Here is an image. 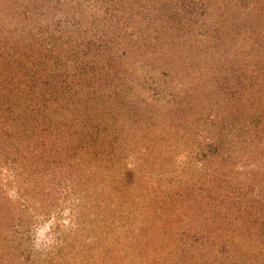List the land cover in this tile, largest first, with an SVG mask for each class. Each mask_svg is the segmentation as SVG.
<instances>
[{"label":"rangeland","instance_id":"1","mask_svg":"<svg viewBox=\"0 0 264 264\" xmlns=\"http://www.w3.org/2000/svg\"><path fill=\"white\" fill-rule=\"evenodd\" d=\"M255 2L262 14L261 24L256 25V37L261 40L256 49L264 56V0ZM216 4L217 0H0V208L5 206L9 212L3 217L0 212V264H74L75 259V264H101L95 251L107 256L109 264L227 261V238L216 246L210 243L212 251L205 256L207 246L203 243L208 237L202 234L209 236L216 229L219 232L221 225L235 224L241 216L239 209L242 218L249 220L250 209L245 205L257 209L255 200L264 208L262 148L249 150L237 126L234 132L226 127L228 119L235 118H240L236 124L246 125L254 106L264 115V61L254 60L249 51L236 45V35L227 33L224 24L215 31L217 35L203 39L205 29L198 31L193 23L208 21L216 26L212 18L223 11L217 10ZM163 5L169 10V19H181L179 25L169 23L160 28L162 22L159 25L156 20L164 16L160 11ZM203 6L202 16L197 18V10ZM42 22L50 29L40 30ZM152 31L156 32L150 34ZM139 40L146 45L151 41L153 47L157 42V50L163 41L162 46L169 51H159L164 59H151V68H156V73L151 71L153 82L159 84L152 86L157 91L155 97L147 94L150 97L145 106L135 107L136 113L141 112L139 119H134L136 126L110 123V135L122 134V142L115 146L125 156L118 165H126L119 168H126L135 177L119 193L122 199L118 193L115 196L125 214L114 220L100 239V231L105 230H98L99 211L92 205L95 198L90 197L87 204L86 187L72 173L70 159L52 161V152L51 161L29 156L34 151L40 156L38 149L45 135L41 134L43 128L33 125L39 111L34 115L28 107V85L33 82L31 71H44V59L52 47L59 55L67 47L74 49L83 43L90 51L86 58L120 69L142 50ZM63 42L67 47H62ZM72 58L70 52L64 60ZM164 67L169 72L177 68V82L166 85L161 78ZM172 88L182 107L185 96L190 99L186 104H191L194 114L187 108L179 110V105L176 110L174 105L166 107ZM252 102L256 105L251 106ZM131 139L140 145V152L126 145ZM219 140L221 149L215 145ZM244 149L249 152L245 150L243 155ZM142 150L150 154L140 160L142 167L135 166ZM217 154L228 160L223 177L220 165L211 160ZM252 166L256 168L253 172ZM219 176L222 180L215 181ZM108 187L116 190L117 186L109 183ZM90 219L95 220L92 225ZM231 227L243 236L244 225ZM146 234L147 239L141 241ZM161 246L164 252H160ZM57 247H67L74 258L57 260ZM214 250L221 253V262L214 258ZM83 253L89 255V261ZM102 260L106 262V257Z\"/></svg>","mask_w":264,"mask_h":264},{"label":"trees","instance_id":"2","mask_svg":"<svg viewBox=\"0 0 264 264\" xmlns=\"http://www.w3.org/2000/svg\"><path fill=\"white\" fill-rule=\"evenodd\" d=\"M211 2H213V0H211ZM217 3L218 4H216L215 8L217 10L223 8V11L220 16H213L212 18V22H214L213 24L216 26H211L208 21L199 24L198 20H195L193 23L196 30L198 29L199 31L200 29H205L203 32H206V34H201V36L203 35V39H208L210 36H214L217 33L215 31L220 29L222 24H224L227 33L234 32V35H236L234 40L236 45L239 44L243 50L245 49L249 51V56L251 55L254 60L260 59L264 61V56H260V53H258L256 49L261 43V40H258L256 37V25L261 24L262 18L261 9H259L260 6L257 2H255V0H217ZM165 8L164 5L161 6L160 11L164 16H162V19L157 18L156 20L159 21V25H161L162 22L160 28L165 29L169 23H172L175 27L179 25L181 19H169L167 17L169 15V10ZM203 9L204 6L197 10V18H201L202 14L200 13H202ZM227 14H229L227 18L223 16ZM163 22L165 24H163ZM227 24L232 26V28H228ZM233 25L235 26L233 27ZM15 27L17 28L18 26ZM24 27L25 26H23V30ZM44 29L49 30L50 27L48 26V23L42 22L40 30ZM155 32L152 31L150 34ZM178 39L179 40L177 41L179 42L181 36ZM68 43L70 42H66V44ZM137 43L141 44L142 50L139 53L137 51V55L133 57L132 61L127 62L123 68L116 69L113 64L116 62L114 60L112 61L113 65H111L113 67H106L100 66L102 62H95L96 60L91 57L86 58L87 55H90V51L86 44L80 43L76 48L72 49L67 47L63 42V44L61 43L62 47H67V51L63 52L64 54L61 52L57 55L56 50L52 47V49L49 50L51 53L50 56L44 59L46 64L44 71H31L32 75L30 74V79H32L33 82L28 85V93L30 94V97H28V107L31 108V113L34 115H37L36 113L39 111L37 116H40L41 119H39V121L36 116L33 125L43 128L41 134L45 135V138H42L43 141L40 142V148L38 149L40 156H37V154L35 155V151L34 153L30 152L29 156L36 160L41 158L49 160L50 153L52 152V161L58 160V162H60V159H70V168H73L72 173L80 177L79 180H82V186L86 187L87 204L89 203L88 200L90 197L95 198L92 205L99 211L100 224L98 230H105L103 231L104 234L100 231V239L103 235L106 236L107 227H111L114 220H118V218L125 214V210L123 208L120 209V201L116 200L115 196L118 193V196L121 198L119 193L123 192V189H125V183L130 182L135 177L134 174L126 170V168H119L126 165H118L125 156H123L119 148L115 146L122 142V140H120L122 138H119L122 134L110 135L113 133L111 132L112 127L110 126V123L120 127L136 126L134 119L135 121L136 118L139 119L141 112L138 111L136 113L135 107H143L146 102H148L147 99L150 96L155 97L157 91H155L153 87L154 85L159 84L155 83V81L153 82L154 77L152 76L151 71H155L156 73V68L155 66L154 68H151V59H164L159 56V51L162 49V51H169L168 47L162 46L163 41L160 44L161 48L159 50L156 49V47L158 48L157 42L154 45L155 48L151 41H149L147 45L144 44L142 40H139ZM134 50L135 47L132 51L133 54ZM70 52L73 58L70 61L67 59L65 61L64 59ZM146 52L152 53L151 56L143 55ZM107 62L110 63L111 60ZM261 65L263 66L264 63ZM47 67L48 69H46ZM176 69L177 68H174V70L171 69L169 72V70L164 67L165 74H162L161 78L167 81L166 85H168L169 82H177L178 75L177 72H175ZM263 70L262 72H264ZM257 85L258 83H256V86ZM149 87H152V89H149ZM252 88L250 87V89ZM262 89L264 92V88ZM146 90H148V92L144 94V91ZM171 91L173 95H170V97L165 100V104L166 107H172L173 105L176 106V110L177 105H179L178 94L175 95L173 88ZM147 94L150 96H147ZM185 98L186 102L183 107L179 105V110L187 108L190 113L194 114V108L191 107V104H186L190 99L186 96ZM249 99L253 100L251 97H249ZM257 101H259L258 98ZM254 105H256V102H252L251 106ZM254 107H252L253 110L251 112L253 113L251 114L253 115L250 117V122L246 125L244 124L240 126V124L235 123V120L236 122H240V118H235L234 120L228 119L226 125V127L232 132H234L235 126H237L238 135L241 137V141L249 146V150H253L254 148L258 149V147L264 149V115H261L262 112L259 115L257 113L259 107ZM131 108L133 111H131ZM250 109L251 108L248 110L250 111ZM135 114L140 115L137 117ZM244 118H246V115L243 119ZM107 119L110 120L109 123L107 122ZM188 120L190 119L188 118ZM115 128L117 134L118 128ZM236 136H234V138ZM256 139L262 141L260 143H263V146L256 142ZM129 144L130 149L133 148L134 151L137 150L140 152L141 147L138 143H134L131 139V141L126 143V145ZM215 145H218L217 148L221 149V145L223 144L220 141L216 142ZM262 149L261 153L264 154V150ZM245 150L247 151L248 149H244L243 155L245 154ZM142 152L143 153L140 154V157L142 156L141 159L137 157L135 160V166L140 165L142 167L140 160L142 161V159L150 154L147 150H142ZM252 153L253 152L251 151V154ZM211 157L209 158H211L215 165H220L218 170L223 177L228 169V166H225V162L228 163L227 157H224L222 154L213 155ZM261 159L263 162L264 155L261 156ZM261 165L264 166V164ZM34 167L36 166L34 165ZM223 169L225 170V174H222ZM254 169L256 168L253 167L252 172ZM116 170L117 173H115ZM222 177L220 178L219 176L215 181H221ZM261 179L262 178H259V180ZM109 183L112 185L116 184V190L113 188L108 190ZM20 203L21 201H19V205ZM256 205H259L257 209L245 205L246 210L250 209V216L247 221L242 218L243 211L241 212V210H238L237 208L241 216H239V219H236L237 222L235 224L240 223L241 225H244L245 232H241V234L247 236V238H243V236L239 237L237 235V231L231 227L235 226V224L230 222L226 223L219 226V232H216L218 231V229H216V231H212L209 236L202 234L203 237L211 239L207 241V238L206 243H203L205 247L207 246L205 248L207 251L203 254L206 256L207 253H209V250L212 251L213 243H215L216 246L220 243L221 239L222 242H226L225 239L227 238L228 244H226V247L228 245L230 248V254L226 258L227 261H224L221 264H264V208L263 205L257 204L255 200V207ZM12 211L13 210H11V212ZM0 212L2 213V217L3 213H9L5 206L0 208ZM94 221L95 220L92 219L89 220L91 225ZM91 227L89 230H91ZM121 232L125 233L126 228L121 230ZM148 235L149 234L142 236L141 241H145ZM162 247L163 246L160 247V252H164ZM198 248L203 249L204 247L198 246ZM56 250L57 252L55 254L59 257L57 260L64 261L65 258L69 256L74 258V253L70 254L67 247H62L60 249L57 247ZM93 253L97 258V262H100L101 264H109L110 260H108L107 256H101V254L96 251ZM215 254L218 257H216ZM82 255L84 260L89 261L87 257L89 255L87 253H83ZM103 257H106V262L104 263L102 260ZM221 257V253H217V251L214 250V258L219 260ZM60 261L58 262L60 263ZM94 262L96 261L94 260ZM219 262L221 261L219 260ZM142 263L143 261H139V264ZM151 263L154 264V262Z\"/></svg>","mask_w":264,"mask_h":264}]
</instances>
